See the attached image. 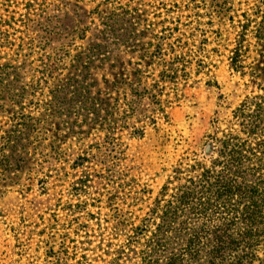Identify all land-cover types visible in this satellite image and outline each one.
<instances>
[{
    "label": "rangeland",
    "instance_id": "rangeland-1",
    "mask_svg": "<svg viewBox=\"0 0 264 264\" xmlns=\"http://www.w3.org/2000/svg\"><path fill=\"white\" fill-rule=\"evenodd\" d=\"M104 1L39 0L30 17L24 0H14L9 12L0 10V264H109L107 252L114 249L107 245L116 242V227L135 221L144 200H153L175 170L202 161L215 122L225 129L232 111L255 91L246 90L229 61L219 58L209 76H192L183 97L142 139L129 136V130L107 136L90 122L82 101L53 109L52 92L63 85L64 99L115 97L109 90L111 67L146 69L139 58L149 42L144 31L158 30L166 7L180 5L172 15L186 22L193 3L199 5L209 23L207 36L216 40L213 49L234 34L233 21L241 27L248 16L254 23L260 0H111L110 10L136 11L140 17L117 20L114 32L110 19L94 11ZM134 29L141 38L137 53L129 48ZM247 31L244 65L253 69L264 61V49L252 27ZM92 45L104 61L93 58L91 68L83 69ZM74 82L81 83L80 90L71 87ZM24 115L34 128L13 127ZM19 130L27 135L12 148L7 138ZM4 155L12 156L10 165ZM84 158L85 166L76 167ZM85 179L88 186L82 188L79 181ZM124 260L120 264H136L133 255Z\"/></svg>",
    "mask_w": 264,
    "mask_h": 264
},
{
    "label": "trees",
    "instance_id": "trees-1",
    "mask_svg": "<svg viewBox=\"0 0 264 264\" xmlns=\"http://www.w3.org/2000/svg\"><path fill=\"white\" fill-rule=\"evenodd\" d=\"M24 1L30 17L39 0ZM13 4L14 0H0V10L9 12ZM111 4V0H105L94 10L110 19V32H114L119 19H140L136 11L110 10ZM100 6L106 10L99 11ZM181 9L177 4L166 7L163 19L157 22L158 30L144 31L149 42L139 58L145 60L146 69L139 64L131 70L124 64H118L120 69L111 67L115 73L109 90L115 97L107 93L77 101L64 99L59 96L66 90L63 85L52 92L51 105L61 111L82 101L81 109L90 122L100 126L107 136L129 130V136L142 139L148 126L167 117V109L183 97L182 92L194 74L209 76L219 58L227 59L231 71L245 80L246 90L255 91L232 111L225 129L215 122V132L207 137L202 161L195 160L175 170L153 200H144L142 204L147 205L138 210L140 215H136L135 221L116 227L118 243H108L110 250L114 249L107 252L108 263L120 264L133 255L136 264H264V61L253 69L244 65L248 57V28L252 27L258 47L264 49V0L258 1L254 23L252 17L246 16V23L238 27L231 18L234 34L226 38L224 45L217 44L213 49L210 47L216 40L207 36L209 23L200 6L193 3V15L186 22L172 15ZM86 32L85 29L84 35ZM132 40L129 48L141 52V38L135 29ZM92 47L91 56L86 58H91L89 66L84 65L83 69L91 68L93 58L104 61ZM75 82L71 87L80 90L81 83ZM32 121L24 115L13 127L29 130L34 128ZM26 135L19 130L7 138L8 144L14 148ZM119 140L120 137L116 139L118 143ZM11 157L3 156L7 165L11 164ZM85 162L86 158L76 167H84ZM88 182L85 179L79 185L84 188Z\"/></svg>",
    "mask_w": 264,
    "mask_h": 264
}]
</instances>
